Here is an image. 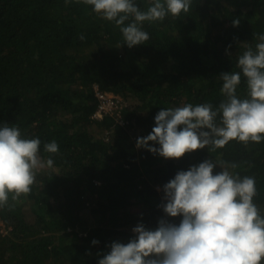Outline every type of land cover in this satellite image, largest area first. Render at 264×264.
I'll return each mask as SVG.
<instances>
[{"label":"trees","instance_id":"trees-1","mask_svg":"<svg viewBox=\"0 0 264 264\" xmlns=\"http://www.w3.org/2000/svg\"><path fill=\"white\" fill-rule=\"evenodd\" d=\"M143 27L150 39L129 48L84 0H0V124L39 137L42 160L54 161L37 170L30 193L0 209V264H97L138 223L155 228L162 186L204 160L254 176L264 212V141L167 159L136 146L161 108L219 104V74L238 70V56L264 32V0H193L188 13ZM95 86L125 100V126L94 118ZM237 92L246 95L243 77ZM53 140L58 152L44 151Z\"/></svg>","mask_w":264,"mask_h":264},{"label":"clouds","instance_id":"clouds-1","mask_svg":"<svg viewBox=\"0 0 264 264\" xmlns=\"http://www.w3.org/2000/svg\"><path fill=\"white\" fill-rule=\"evenodd\" d=\"M102 19L114 21L123 44H145V22L162 21L190 11L193 0H84ZM239 19H233L238 26ZM255 47L237 58L236 69L219 74L223 99L161 108L152 131L137 138L144 148L163 158H181L203 149H222L230 141L247 145L264 141V32L254 33ZM80 39H84L81 35ZM242 77L246 95H238ZM41 139L26 138L18 126L0 124V209L31 192L37 170L53 167L40 155ZM155 145H158L155 146ZM43 150L57 153L55 140ZM219 166L220 171L214 170ZM236 163L204 160L178 171L162 186L164 215L155 228L138 223L127 243L112 241L97 264H264V212L255 203L256 178L241 176ZM169 217H181L175 223ZM93 245L99 240L93 239Z\"/></svg>","mask_w":264,"mask_h":264},{"label":"built area","instance_id":"built-area-1","mask_svg":"<svg viewBox=\"0 0 264 264\" xmlns=\"http://www.w3.org/2000/svg\"><path fill=\"white\" fill-rule=\"evenodd\" d=\"M95 96L98 101V108L94 115L96 119H103L104 117H112L116 124L121 126L126 125L123 119V110L126 107L125 100L110 91L100 90L95 86Z\"/></svg>","mask_w":264,"mask_h":264}]
</instances>
